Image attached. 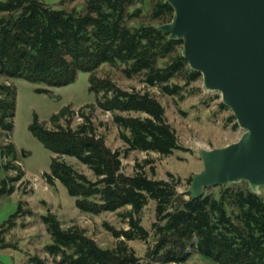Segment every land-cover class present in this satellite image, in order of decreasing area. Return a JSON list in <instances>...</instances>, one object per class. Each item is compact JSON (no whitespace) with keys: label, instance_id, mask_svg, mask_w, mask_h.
<instances>
[{"label":"trees","instance_id":"obj_1","mask_svg":"<svg viewBox=\"0 0 264 264\" xmlns=\"http://www.w3.org/2000/svg\"><path fill=\"white\" fill-rule=\"evenodd\" d=\"M84 1L85 11L78 12L44 0H0V76L61 88L75 83L79 73H88L90 92L102 111L114 114L125 144V149L113 150L99 134L85 111L95 106L79 112L68 106L53 116L51 127L35 115L30 132L54 154L51 172L45 175L48 183L65 187L81 213L125 210L121 216L129 226L117 229L105 223L117 244L103 248L82 228L65 229L55 214L48 213L42 217L51 238L46 252L60 264H185L194 252L215 264H264V197L247 184L215 186L217 195L204 193L174 208L180 178L169 173L170 180L156 179V162L151 159L138 162L134 174L125 173L123 159L131 152H154L166 159L188 150L160 99L148 91L124 90L97 72L103 65L122 67L128 79L141 77L164 96L184 100L187 87L203 76L183 57L184 41L171 40L169 33L158 30L172 22L173 7L162 0ZM15 95L12 85L0 86V127L7 133L14 128ZM77 115L83 121L73 127ZM234 121L231 116L229 122ZM66 158L87 166L93 179ZM8 181H3L0 196L14 193ZM151 204L156 220L150 231L143 222ZM23 206L20 202L18 211L0 227V249L14 248L6 236L19 219L34 216ZM151 238L155 246L144 262L130 243H148ZM31 261L45 264L39 257Z\"/></svg>","mask_w":264,"mask_h":264},{"label":"rangeland","instance_id":"obj_2","mask_svg":"<svg viewBox=\"0 0 264 264\" xmlns=\"http://www.w3.org/2000/svg\"><path fill=\"white\" fill-rule=\"evenodd\" d=\"M44 1L59 9L85 11L84 0ZM122 69V67L113 68L110 65H103L97 75L100 78L112 79L124 90L148 91L160 99L166 108L168 121L178 133L182 147L188 150V152L177 151L166 159L154 152H131L123 159L125 173L134 174L138 162L143 163L146 159L154 160L156 179L170 180L169 173L181 179L182 184L177 188L178 196L174 203V208H178L189 198L191 184L188 180L192 178L193 181L194 175L204 170L201 150L212 151L237 143L246 131L241 127H234L235 123L238 124L237 119L232 123L229 122L231 116L235 117L233 111L221 108L222 94L207 91L203 77L187 87L186 97L182 100L178 97L164 96L159 87L148 86L141 77L128 79ZM89 78L88 73L81 72L75 83L52 88L25 80H8L0 76V86L12 85L16 93L13 131L7 133L0 127V189L4 180H9V187L15 189L12 194L0 196V227L18 211L20 202H24V211L29 209L34 212L33 217L27 215L19 219L18 226L6 236L7 242L14 248L0 249V264H34L31 259L35 257L42 259L45 264H60L45 250L51 243V238L42 217L48 213L55 214L65 229L74 226L82 228L103 248H114L117 244V240L105 228V223L117 229L129 228L128 222L121 216L125 210L102 215L81 213L75 206V199L70 197L65 187L59 182L50 185L45 175L51 172L54 154L45 148L29 129L35 115L41 122H48V126L51 127L49 121L53 116L60 114L68 106H72L76 112L86 106H95L94 109L87 108L85 111L92 115L99 134L106 136L107 144L113 150L125 149L119 126L114 122V114L104 112L98 107L97 96L89 90ZM51 94L58 98H54ZM82 121L77 115L72 126L77 127ZM10 146L15 153L10 152ZM66 161L93 179L92 172L87 166L74 159L66 158ZM20 175L22 178L18 182H10L11 178ZM246 184L252 190L247 181L234 185L245 187ZM218 192L219 188L215 186L204 190L206 194L217 195ZM259 195L264 197V187L260 189ZM154 209V204H151L144 215L143 224L150 231L156 220ZM130 246L144 262H147L150 260V251L155 246V240L151 238L148 243L135 241L131 242ZM185 264L215 263L194 252Z\"/></svg>","mask_w":264,"mask_h":264},{"label":"water","instance_id":"obj_3","mask_svg":"<svg viewBox=\"0 0 264 264\" xmlns=\"http://www.w3.org/2000/svg\"><path fill=\"white\" fill-rule=\"evenodd\" d=\"M162 1L175 13L158 30L184 41L182 55L191 69L202 74L207 91L222 94L246 131L237 143L201 150L204 170L194 175L188 200L206 188L243 181L259 195L264 187V0Z\"/></svg>","mask_w":264,"mask_h":264}]
</instances>
